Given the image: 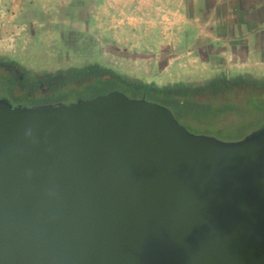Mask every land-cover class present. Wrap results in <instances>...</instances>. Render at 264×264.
Instances as JSON below:
<instances>
[{"label": "water", "instance_id": "1", "mask_svg": "<svg viewBox=\"0 0 264 264\" xmlns=\"http://www.w3.org/2000/svg\"><path fill=\"white\" fill-rule=\"evenodd\" d=\"M0 264H264V125L196 134L118 89L0 97Z\"/></svg>", "mask_w": 264, "mask_h": 264}, {"label": "rangeland", "instance_id": "2", "mask_svg": "<svg viewBox=\"0 0 264 264\" xmlns=\"http://www.w3.org/2000/svg\"><path fill=\"white\" fill-rule=\"evenodd\" d=\"M193 15L203 12L192 0H0V56L41 68L89 56L150 81L204 80L215 70L264 72L257 64H264L260 42L251 46L250 64L237 66L236 60L217 58L212 66L208 27L194 26L189 22ZM236 46L243 52L246 44ZM34 77L32 72L27 76ZM91 93L82 81L54 97L69 103ZM235 95L240 104L246 103L245 93ZM217 98L229 100L227 95ZM197 99L212 103V94H198ZM253 116L233 131L234 139L264 125V117ZM181 123L196 134L212 133L197 122Z\"/></svg>", "mask_w": 264, "mask_h": 264}, {"label": "trees", "instance_id": "3", "mask_svg": "<svg viewBox=\"0 0 264 264\" xmlns=\"http://www.w3.org/2000/svg\"><path fill=\"white\" fill-rule=\"evenodd\" d=\"M28 67L18 59L0 56V90L14 89L18 84L13 78L23 76ZM57 67L61 73L57 75L56 86L67 88L86 81L87 88L92 91L91 96H95L113 89L121 90L119 85H122L125 90L121 91L131 97H145L164 104L172 109L179 121L193 119L210 130V134L219 135L224 140H237L233 131L239 128L241 122L254 118L253 114L257 118L264 117V72L215 70L209 76L212 80L150 81L125 75L120 69L89 56L81 60L72 59L69 63L63 61ZM237 92L246 94L244 105L237 101ZM203 93L212 94V103L197 99L198 94ZM221 95H227L229 100L217 98Z\"/></svg>", "mask_w": 264, "mask_h": 264}, {"label": "crops", "instance_id": "4", "mask_svg": "<svg viewBox=\"0 0 264 264\" xmlns=\"http://www.w3.org/2000/svg\"><path fill=\"white\" fill-rule=\"evenodd\" d=\"M192 1L198 10L203 12V16L193 15L189 22H192L194 26L208 27L205 34L208 37L207 41L212 45L210 52L212 66H214V59L217 58L222 62L225 60L230 63L236 60L238 61L237 66L250 64L251 46L257 42L264 44V0ZM237 29L241 32L235 33ZM242 43L246 44L243 52L239 51L236 46ZM199 56L203 58L206 55L200 54ZM260 61L257 64L264 66L259 63Z\"/></svg>", "mask_w": 264, "mask_h": 264}, {"label": "flooded vegetation", "instance_id": "5", "mask_svg": "<svg viewBox=\"0 0 264 264\" xmlns=\"http://www.w3.org/2000/svg\"><path fill=\"white\" fill-rule=\"evenodd\" d=\"M26 70L27 71L23 76H17L13 78L18 84L14 89L0 90V97L7 98L14 106H32L43 103L63 101L62 98L54 97V94H58L59 92L67 90V88H62L58 85L56 86L55 84V82L57 81V75L61 73L58 67H56L55 65H50L43 68L28 67ZM31 72L35 74V77L34 79L30 80L27 78V76ZM205 80H212V77L210 78L208 76ZM190 121L196 122L193 119ZM185 123L190 125L189 121H185Z\"/></svg>", "mask_w": 264, "mask_h": 264}]
</instances>
